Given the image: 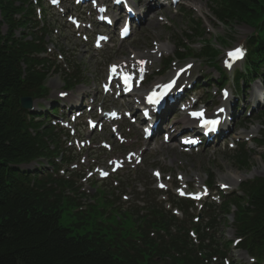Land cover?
<instances>
[{
	"label": "trees",
	"instance_id": "obj_1",
	"mask_svg": "<svg viewBox=\"0 0 264 264\" xmlns=\"http://www.w3.org/2000/svg\"><path fill=\"white\" fill-rule=\"evenodd\" d=\"M209 7L213 17L229 28L242 24L255 27L264 14V0H209ZM32 14L27 0H0V264H155L156 257L163 259L166 254L147 231L153 228L157 240L164 243L158 230L169 234L171 219L161 209L151 206L149 218L130 210L107 215L112 204L103 198L102 210L93 208L83 215L77 211L75 200L63 192L56 194L38 181L35 173L19 169L39 157L48 158L51 151L46 141L54 142L51 130L28 122V114L19 106L22 98L36 99L46 92L44 69L49 66L33 57L43 47L34 43L42 38L28 29L31 21L27 16ZM191 16H187L191 26L183 37L190 42L205 39L201 24ZM18 30L20 38L15 37ZM43 32L45 36L46 30ZM176 42L182 45L181 40ZM250 44L253 49L247 62L248 79L256 78L264 66V37ZM215 54L211 49L206 52L210 57ZM36 66L43 72L35 70ZM78 76L66 77V85L72 86L73 79L79 81ZM259 120L264 125V112ZM233 159L238 168L249 167V155L243 151L235 153ZM50 183L71 188L65 181ZM231 203L236 206L237 234L244 238L242 247L257 256L258 264H264V179L247 185L244 197ZM249 212L256 213L255 217H248ZM105 214L107 225L102 220ZM132 230L135 236L131 239ZM136 235L148 243L147 248L135 242ZM211 240L215 242L214 237ZM171 244L184 253L181 260L170 257L172 263L199 264L191 257L187 236L184 241L180 236L172 238ZM204 248L219 252L217 246Z\"/></svg>",
	"mask_w": 264,
	"mask_h": 264
},
{
	"label": "rangeland",
	"instance_id": "obj_2",
	"mask_svg": "<svg viewBox=\"0 0 264 264\" xmlns=\"http://www.w3.org/2000/svg\"><path fill=\"white\" fill-rule=\"evenodd\" d=\"M194 3L200 7L201 12V19L204 22L205 27H208L211 30V37H221V36H229L232 38L231 43L227 45V48L234 47L238 44L244 43L245 39L253 32L252 29L247 27L246 25H237L233 28H224L219 26L213 20L207 0H184V5L188 6V3ZM138 7H140L137 4ZM143 9L142 7H140ZM166 16L165 18L170 21L171 24L168 26L161 24L157 17L154 19L151 18V15L148 16L147 20L141 24V27L136 29V35L129 41L125 42L121 47L118 49H114L113 51L106 50V52L101 56H93L91 51L89 50L88 46L83 45L78 40H76L70 31H66L64 29V19L59 18L57 15H53L50 13V17L48 18L49 23L52 26H56L59 29V33L57 36H50L46 38L48 42L52 44L49 46L55 47L53 50V54L51 56V61L55 62L56 66H62L63 64L56 62V54L59 51H63L61 53L63 57H66V60L69 62L68 67L75 68L76 71L81 72V75L86 78L84 81L85 84L89 81V79H93L95 75L102 73L103 71V64L105 62H110L115 59L126 58L131 51H146L149 48V45L152 41H157L162 43L164 46L169 48L170 52L175 51L174 43L176 42L177 38L181 39L183 33H185L188 28L189 24L187 23L184 14H181L179 11L173 12L172 10L169 13L164 12L163 14ZM197 16V15H196ZM209 37V36H207ZM196 45L193 46L195 48ZM206 67H202L204 73L214 79H216L217 73L214 69L209 68L207 65ZM63 79L64 76L61 73H56L54 71L50 72L47 77L46 88L49 90V97L46 100H41L37 102L40 108H44L50 105V101L55 100V94L58 91H63ZM231 86V83L229 84ZM82 89V86L78 87V90ZM248 100L252 96V92H248L246 94ZM257 114H254L252 119L248 122H252V128H255L260 133H263L261 127L259 126L258 122L255 120ZM242 127L248 129L249 127L243 125ZM253 154L251 155V168L244 171H238L237 166L235 165L233 158L229 151H218L212 157L211 155H204V154H197L193 155L189 158H179L183 161L184 171L186 172H197L200 173L202 176L207 172L210 176L215 177L218 181L227 182V179H234V177H238L239 175L245 176L246 179H251L254 177H264V163L261 161L259 155L263 152V150H254L252 151ZM88 153V152H85ZM169 155L171 158L174 156H178V154H171L165 150H161L157 156H151L147 158H153L155 161H159V164L163 165V160ZM161 160V161H160ZM152 163V161L150 162ZM41 166H38L37 163H33L28 165L27 167H23L24 170L33 171L34 169H40ZM130 181L136 180L138 186L145 187L149 185L150 178L149 175L146 173L137 174L134 178L133 176H129ZM93 180L88 183L87 193L88 199L93 200V196L96 195V191L98 189H103V186L108 187L107 184H96L92 185ZM233 183V182H232ZM132 184V182H131ZM109 188L105 189L108 192ZM104 190V189H103ZM118 191H114L112 201L119 205L118 200L119 197L117 196ZM101 194V193H100ZM134 191H128V195H133ZM97 196V195H96ZM87 199V200H88ZM95 199V198H94ZM231 220V216L228 218ZM63 223H65L63 221ZM221 231V238L222 242L231 241L234 237V227L231 225V221L229 223H225L224 225L219 228ZM236 255L244 258V253L238 252L234 254L233 257ZM237 264H246L245 261L242 259H236Z\"/></svg>",
	"mask_w": 264,
	"mask_h": 264
},
{
	"label": "snow or ice",
	"instance_id": "obj_3",
	"mask_svg": "<svg viewBox=\"0 0 264 264\" xmlns=\"http://www.w3.org/2000/svg\"><path fill=\"white\" fill-rule=\"evenodd\" d=\"M231 58L233 59H239L242 58L243 56V51L241 49H236L234 52L229 54ZM229 67H231V64H228ZM225 95H227V93H225ZM152 102H157V101H152ZM202 113H193V116L195 117H202ZM216 123H218V121H205V125H215Z\"/></svg>",
	"mask_w": 264,
	"mask_h": 264
},
{
	"label": "water",
	"instance_id": "obj_4",
	"mask_svg": "<svg viewBox=\"0 0 264 264\" xmlns=\"http://www.w3.org/2000/svg\"><path fill=\"white\" fill-rule=\"evenodd\" d=\"M29 103H30V100H29V99H22V101H21V105H22L23 107L28 106Z\"/></svg>",
	"mask_w": 264,
	"mask_h": 264
},
{
	"label": "bare ground",
	"instance_id": "obj_5",
	"mask_svg": "<svg viewBox=\"0 0 264 264\" xmlns=\"http://www.w3.org/2000/svg\"><path fill=\"white\" fill-rule=\"evenodd\" d=\"M194 8H195V9H197V11H198V12H200V10H199V7H198V6H194ZM246 136H247V135H245V137H246Z\"/></svg>",
	"mask_w": 264,
	"mask_h": 264
}]
</instances>
